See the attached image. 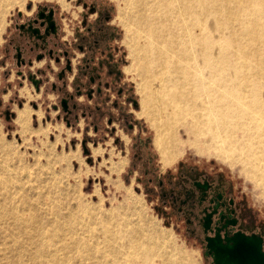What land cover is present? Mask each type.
<instances>
[{
	"label": "rangeland",
	"instance_id": "1",
	"mask_svg": "<svg viewBox=\"0 0 264 264\" xmlns=\"http://www.w3.org/2000/svg\"><path fill=\"white\" fill-rule=\"evenodd\" d=\"M37 4L52 5L65 20L67 31L75 35L85 31L83 22L92 29L101 28L102 33L94 38H99L101 43L106 70L114 74L110 97L128 114L134 127L127 131L123 123L115 122L112 132V127L104 122L94 132L80 119L68 128L55 120L51 108L55 102L53 95L38 98L31 87L24 85L18 89L15 84L16 92L8 88L4 93L6 84L3 87L0 67V264H32L31 250H37L38 264H67V257H74L72 252L62 250L64 242L45 240L49 253L42 251V254L39 245H28L29 232L16 233L18 230L11 224L9 212L14 208L22 209L31 218L29 228L34 229L39 219L58 221L72 226L88 241L101 237L104 229L128 217L133 223L141 222L178 262L181 256L187 264H208L201 245L184 235L182 223L168 218V208H162L155 185L149 184L148 175H144L145 168L153 170L155 179L163 180L177 179L180 172L192 168L224 174L264 218L263 185L254 178L247 162L253 165L242 150L223 154L227 157L223 162L215 156L216 151L208 148V137L196 140L180 130L178 140L185 144V150L182 149L171 166H162L153 144V132L144 117L138 116L141 79L136 56L130 50L132 35L118 19L119 13L125 18L134 15V0H17L15 3L0 0V54L2 36L13 15ZM182 39L180 35V51ZM193 51L190 47L189 55ZM180 65L185 67L181 59ZM192 71L197 74L196 68ZM118 89L122 90L121 96L116 94ZM127 97L133 98L136 107ZM85 100L83 97L80 102ZM107 106L112 113H118L110 104L103 107L107 109ZM8 110L14 117L6 113ZM23 110L28 112L26 121L18 120ZM234 136L241 134L236 132ZM133 152L141 156V162L133 158ZM66 235L69 240L73 232L67 231ZM98 247L101 248L100 241ZM22 249L27 253L22 254Z\"/></svg>",
	"mask_w": 264,
	"mask_h": 264
},
{
	"label": "bare ground",
	"instance_id": "2",
	"mask_svg": "<svg viewBox=\"0 0 264 264\" xmlns=\"http://www.w3.org/2000/svg\"><path fill=\"white\" fill-rule=\"evenodd\" d=\"M134 11L118 19L132 35L141 79L138 116L153 132L162 166H171L185 147L178 140L182 130L196 140L208 137V148L223 162V154L242 150L264 189V0H134ZM27 118L26 110L19 112L18 120ZM9 215L16 233L29 232L27 243L39 245L40 254L49 253L45 240L66 243L62 250L74 254L67 264H187L128 217L88 241L58 221L39 219L29 228L31 218L22 209ZM67 231L73 232L70 241ZM31 252L38 264L37 250Z\"/></svg>",
	"mask_w": 264,
	"mask_h": 264
},
{
	"label": "flooded vegetation",
	"instance_id": "3",
	"mask_svg": "<svg viewBox=\"0 0 264 264\" xmlns=\"http://www.w3.org/2000/svg\"><path fill=\"white\" fill-rule=\"evenodd\" d=\"M82 25L85 31L79 35L67 31L65 20L49 4L29 5L25 11H17L2 36L3 92L15 84L18 89L31 87L38 98L53 95L55 120L68 128L82 119L94 132L104 122L112 132L115 122L132 131L134 124L128 114L110 97L114 74L106 70L101 43L94 38L102 33L101 28L92 29L85 22ZM116 94L121 96L122 90ZM83 97L85 103L80 102ZM127 101L136 107L133 98L127 97ZM105 104L118 113H112L110 106L105 109ZM33 108L37 106L33 104ZM6 113L14 117L12 111ZM132 156L141 162L137 152ZM144 175H148L149 184L155 185L162 208H168V218L182 223L184 235L201 245L208 264H213L212 256L206 254L208 241L225 244L234 235L253 238L264 254V218L224 174L192 168L180 172L177 179L163 180L155 179L153 170L145 168Z\"/></svg>",
	"mask_w": 264,
	"mask_h": 264
},
{
	"label": "water",
	"instance_id": "4",
	"mask_svg": "<svg viewBox=\"0 0 264 264\" xmlns=\"http://www.w3.org/2000/svg\"><path fill=\"white\" fill-rule=\"evenodd\" d=\"M206 254L212 256L213 264H264V254L253 238L234 235L225 244L208 241Z\"/></svg>",
	"mask_w": 264,
	"mask_h": 264
},
{
	"label": "crops",
	"instance_id": "5",
	"mask_svg": "<svg viewBox=\"0 0 264 264\" xmlns=\"http://www.w3.org/2000/svg\"><path fill=\"white\" fill-rule=\"evenodd\" d=\"M3 87H4V85H3ZM8 88H10V90L14 91V88H15V87H14V85H11V86H8ZM8 91H9V90H8ZM49 96H50V95H49ZM49 96H48V97H49ZM19 108L21 109L22 107H19Z\"/></svg>",
	"mask_w": 264,
	"mask_h": 264
}]
</instances>
